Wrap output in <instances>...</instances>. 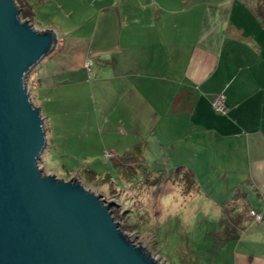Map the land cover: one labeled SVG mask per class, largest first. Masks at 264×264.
I'll return each instance as SVG.
<instances>
[{
	"label": "crops",
	"instance_id": "obj_1",
	"mask_svg": "<svg viewBox=\"0 0 264 264\" xmlns=\"http://www.w3.org/2000/svg\"><path fill=\"white\" fill-rule=\"evenodd\" d=\"M129 1L102 7L89 35L53 30L56 48L32 71L29 89L46 126L44 155L58 138L44 104L86 87L85 97L106 103L103 129L109 126L108 135L118 139L122 157L188 172L193 190L199 168L214 171L238 202L228 207L233 221L225 225L224 251L231 264H264L262 7L257 0ZM217 97L225 114L212 107ZM124 163L111 165L117 170ZM138 169H126L132 177L121 170L120 179L134 184ZM250 191L253 201L246 204ZM250 211L261 221H253Z\"/></svg>",
	"mask_w": 264,
	"mask_h": 264
},
{
	"label": "rangeland",
	"instance_id": "obj_2",
	"mask_svg": "<svg viewBox=\"0 0 264 264\" xmlns=\"http://www.w3.org/2000/svg\"><path fill=\"white\" fill-rule=\"evenodd\" d=\"M14 1L21 20L28 21L35 30H57L59 34L71 32L74 35H89L92 23L99 16L102 7L112 6L117 9L118 6L115 5L123 2ZM257 1L264 12V0ZM129 2L146 5L152 0ZM32 74L26 81L29 95ZM68 87L63 88L65 93L69 91ZM77 87L76 93L70 90L74 96L61 102H51V105L44 104L45 109L54 115L55 137L58 134V138H55L53 145H49L44 157H41L39 168L43 174L54 175L64 181L75 179L86 190L101 196L106 203L115 204L110 210L121 231L134 245L143 246L144 251L158 264H231V255L224 251L229 244L224 231L226 223L231 224L233 221L228 207L238 202L236 203L234 194L228 193L223 180L214 171L202 167L197 170V189L193 190L191 187L187 190L180 178L170 179L184 172L170 170L166 165H136L128 162L127 166L116 170L111 162L122 157L124 149L117 138L108 135L109 126L103 129V124L109 120L106 103L91 95L85 97L86 87ZM109 95L110 93L105 94L107 98ZM30 98L38 106L32 91ZM105 154H112L113 161ZM170 154L172 153L167 150L166 156ZM129 165L139 168L140 177L132 179L136 182L134 184H126L119 174L121 170L130 171L126 170L131 169ZM154 181L155 185L152 186ZM247 190L245 191L248 193ZM250 192L246 197V204L247 201H253L249 198L253 191Z\"/></svg>",
	"mask_w": 264,
	"mask_h": 264
},
{
	"label": "water",
	"instance_id": "obj_3",
	"mask_svg": "<svg viewBox=\"0 0 264 264\" xmlns=\"http://www.w3.org/2000/svg\"><path fill=\"white\" fill-rule=\"evenodd\" d=\"M57 45L0 0V264H158L77 180L44 175V121L27 78Z\"/></svg>",
	"mask_w": 264,
	"mask_h": 264
},
{
	"label": "built area",
	"instance_id": "obj_4",
	"mask_svg": "<svg viewBox=\"0 0 264 264\" xmlns=\"http://www.w3.org/2000/svg\"><path fill=\"white\" fill-rule=\"evenodd\" d=\"M90 66L91 62L87 61L85 64L86 69L90 72ZM212 107L214 111L218 114H225L226 113V107L224 105V100L222 97H217L212 101ZM107 158H114L112 154H105ZM249 216L253 219L255 222L261 221V216L255 213L254 211L249 212Z\"/></svg>",
	"mask_w": 264,
	"mask_h": 264
},
{
	"label": "trees",
	"instance_id": "obj_5",
	"mask_svg": "<svg viewBox=\"0 0 264 264\" xmlns=\"http://www.w3.org/2000/svg\"><path fill=\"white\" fill-rule=\"evenodd\" d=\"M114 159V158H113ZM113 159H112V161H113ZM116 160L117 161H113V162H111V163H124L125 165H128L127 163L128 162H132V161H129L128 159H127V157L126 156H124V157H122V158H116ZM131 164V163H130ZM119 166V165H118ZM130 166V165H129ZM181 171H179V173H180ZM129 174L130 175V177H132V173L130 172V171H126L125 172V174ZM93 175H95L94 173H92ZM182 174V175H181ZM128 175V176H129ZM176 178H178L177 180H180L181 182H182V185H184V187L187 189V190H190L191 189V187H193L194 188V185H195V179L192 177V175H190L188 172H184V173H180V175H178V176H175L174 177V179L176 180ZM180 178V179H179Z\"/></svg>",
	"mask_w": 264,
	"mask_h": 264
}]
</instances>
